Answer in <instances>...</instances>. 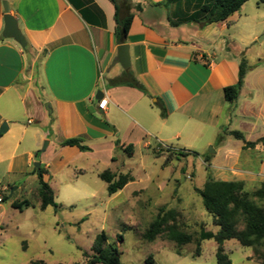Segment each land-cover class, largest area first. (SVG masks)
Masks as SVG:
<instances>
[{
  "label": "crops",
  "instance_id": "0c3cea01",
  "mask_svg": "<svg viewBox=\"0 0 264 264\" xmlns=\"http://www.w3.org/2000/svg\"><path fill=\"white\" fill-rule=\"evenodd\" d=\"M4 1L27 40V51L2 36ZM164 1L125 2L134 18L125 43L131 65L124 69L111 0H0V130L7 125L0 135V194L8 189L21 194L36 184L38 192L34 164L39 163L59 206L84 201L96 206L107 188L99 175L122 173L125 156L131 158L124 151L129 145L133 157L137 150L165 146L199 155L216 144L211 154L199 156L212 179L243 182L253 191L264 184V145L243 149V141L227 135L239 131L247 142L264 137V66L249 69L237 99L229 102L224 89L238 83L241 59L221 44L216 49L217 39L243 17L242 8L205 27H173L170 18L187 12L185 2L166 7ZM126 70L147 93L115 83ZM99 91L108 101L104 110L102 99H96ZM70 139L82 140L90 150L62 145ZM212 225L216 231L207 226L206 232L215 234L218 227ZM211 240L201 242L197 257ZM240 246L235 239L226 241L225 253ZM213 247L216 256V242ZM248 248L245 261L261 264Z\"/></svg>",
  "mask_w": 264,
  "mask_h": 264
},
{
  "label": "rangeland",
  "instance_id": "374dc122",
  "mask_svg": "<svg viewBox=\"0 0 264 264\" xmlns=\"http://www.w3.org/2000/svg\"><path fill=\"white\" fill-rule=\"evenodd\" d=\"M241 14L243 17H236L230 30L217 39L216 49H220V44L227 47L230 56L246 60L248 69L264 66V4L250 0L242 6ZM213 31L208 33L211 39ZM215 147L216 144L208 146L199 155L180 160L175 159L179 152L169 148L137 150L133 157L125 156L126 165L119 170L129 173L134 182L114 198L105 186L96 206L84 201L71 208L42 209L37 184L21 194L8 189L0 194V264H86L84 252L94 254V241L102 232L106 233L108 244L118 247L122 264H145L149 255L157 264H218L213 240L203 245L201 257H194L200 232H206L207 226L216 231L212 216L195 191L211 178L199 156L211 154ZM251 189L252 186L244 188L249 193L258 188ZM23 200H29L32 206L23 212L12 207L14 201ZM250 200L264 208V201L254 196ZM169 212L174 214V220H168L156 239L147 240L145 233L151 223L158 215ZM171 225L194 237L193 243L181 248L180 255V247L168 238ZM250 250L240 246L239 251L228 255L233 264H258L245 261L244 253ZM261 251L264 253V243Z\"/></svg>",
  "mask_w": 264,
  "mask_h": 264
},
{
  "label": "trees",
  "instance_id": "16d2710c",
  "mask_svg": "<svg viewBox=\"0 0 264 264\" xmlns=\"http://www.w3.org/2000/svg\"><path fill=\"white\" fill-rule=\"evenodd\" d=\"M116 7V37L119 44H125L128 33L134 18L130 8L126 5L127 0H111ZM250 0H165L162 5L169 7L171 5L181 4L185 2L187 12L182 16L172 20L170 23L173 27H178L184 24L196 23L201 27L226 21L231 15L240 11L242 6ZM264 4V0H260ZM191 8H193L191 12ZM141 7L137 6V10ZM27 51V49H25ZM249 69L245 59H241L238 83L234 86L226 87L224 89L225 98L229 102L237 99L240 90L242 89L246 75ZM116 84L130 85L147 93L145 88L133 77L129 70H126L124 75L118 78ZM161 115L166 116V110L163 105L160 106ZM229 136L244 142L243 149L255 148L257 145H264V137L256 142H247L244 135L239 131L228 132ZM222 141V136H218V142ZM63 146H76L81 151H89L90 148L85 146L80 139H70L62 143ZM124 151L129 157L133 155V146H127ZM188 155L197 156L195 152L183 153L179 152L176 155L177 160ZM208 162V159H205ZM45 171L40 168L38 173L39 178V197L41 200V208L53 207L57 210L60 206L55 202L54 192L48 183L43 181ZM99 177L107 184L108 194L114 195L124 189L130 182L134 181L133 177L127 174H116L110 170L102 172ZM245 184L243 182H223L216 181L209 178L203 188H195L196 193L202 198L203 206L208 214L213 217L214 224L218 227V231L214 234L212 232H205L202 230L199 234V240L194 256L201 254V242L213 239L217 243L216 260L218 264H233L228 254L225 253L224 243L229 240H237L243 247H251L254 249L256 258L264 264V253L261 247L264 243V208L255 205L250 196L257 197L264 201V184L257 190L249 193L244 190ZM7 197L2 200L4 202ZM29 200L14 201L12 207L23 212L25 209L31 207ZM169 219L174 220V214L169 212L163 216L158 215L151 223L149 229L145 233V238L153 241L159 236ZM242 223L243 227H239ZM168 238L174 242L179 248L177 253L181 254V248L185 245L191 244L194 241L192 234L178 230L175 225H171L167 229ZM119 239L123 241V237ZM108 238L105 232L99 234L93 244L94 254L89 256L84 252V257L87 258L86 264H122L121 253L117 246L108 244ZM35 264H45L38 261ZM81 264V263H74ZM145 264H157L154 257L149 255Z\"/></svg>",
  "mask_w": 264,
  "mask_h": 264
},
{
  "label": "water",
  "instance_id": "95a60500",
  "mask_svg": "<svg viewBox=\"0 0 264 264\" xmlns=\"http://www.w3.org/2000/svg\"><path fill=\"white\" fill-rule=\"evenodd\" d=\"M3 10H4V30L2 33L3 38L5 39H12L16 43H18L23 49H26L28 46L27 40L25 36L22 34V31L19 28V24L17 19L10 13V5L8 1L3 2ZM118 59L121 64V66L124 69L130 68V54H129V47L127 44H122L118 47ZM104 94L102 91H99L96 99L101 100L103 98ZM46 108L51 114V110L48 106L46 105ZM7 129V125L4 124L3 127L0 130V135H2ZM47 143L44 144L43 150L46 149ZM34 166L37 168L38 172L40 171V164L35 163Z\"/></svg>",
  "mask_w": 264,
  "mask_h": 264
},
{
  "label": "built area",
  "instance_id": "2783aa9c",
  "mask_svg": "<svg viewBox=\"0 0 264 264\" xmlns=\"http://www.w3.org/2000/svg\"><path fill=\"white\" fill-rule=\"evenodd\" d=\"M107 103H108V101H107L106 98L102 99V100L100 101V103H99V107H100V109L104 110L105 107L107 106ZM164 148H168V147L165 146Z\"/></svg>",
  "mask_w": 264,
  "mask_h": 264
}]
</instances>
